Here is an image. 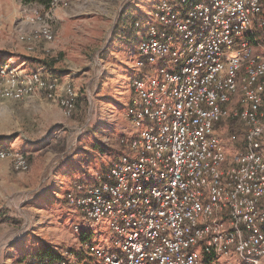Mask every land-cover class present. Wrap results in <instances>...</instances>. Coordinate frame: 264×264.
<instances>
[{
  "label": "built area",
  "instance_id": "obj_1",
  "mask_svg": "<svg viewBox=\"0 0 264 264\" xmlns=\"http://www.w3.org/2000/svg\"><path fill=\"white\" fill-rule=\"evenodd\" d=\"M20 10L19 40L55 39L52 12ZM126 117L136 133L98 182L67 202L89 227L110 220L97 264H264V0H161L143 21ZM45 96L70 115L77 93L47 68L0 59V97ZM239 124L244 137L227 130ZM237 142L227 149L225 135ZM241 141V143H240ZM10 155L0 149V161ZM17 170L26 155L13 153ZM76 229H78L76 227ZM49 264H69L64 256Z\"/></svg>",
  "mask_w": 264,
  "mask_h": 264
},
{
  "label": "rangeland",
  "instance_id": "obj_2",
  "mask_svg": "<svg viewBox=\"0 0 264 264\" xmlns=\"http://www.w3.org/2000/svg\"><path fill=\"white\" fill-rule=\"evenodd\" d=\"M147 1L76 0L68 8L59 7V16L54 22L52 18L55 39L35 42L29 49L18 37L20 26L30 29L22 24L20 10L25 5L41 8V3L0 0V30L10 27L11 32L7 41H0L5 48L0 58L28 70L47 68L77 93L70 115L42 92L24 100L0 97V149L10 153L0 161V264H34V253L45 248L61 250L70 258L71 248L83 247L92 255L84 241L98 248L112 246L110 220L87 229L81 216L68 211L66 191L74 187V179L100 164L104 154L98 140L116 145L113 124L125 118L133 94L131 79L138 73L144 33L136 22L146 19L140 14ZM152 4L151 13L156 3ZM257 33L264 38V30ZM25 56L48 64L27 62ZM234 127L242 139V127ZM227 134L232 153L239 147ZM15 152L26 155L28 169H16ZM234 257L239 260L231 256L219 262L231 264Z\"/></svg>",
  "mask_w": 264,
  "mask_h": 264
},
{
  "label": "crops",
  "instance_id": "obj_3",
  "mask_svg": "<svg viewBox=\"0 0 264 264\" xmlns=\"http://www.w3.org/2000/svg\"><path fill=\"white\" fill-rule=\"evenodd\" d=\"M68 1H69V6H70V4H72V2H74L76 0H68ZM160 1L161 0H149V1H147L146 2L145 9H142L141 10V14L140 15L143 16V18L144 17L146 18L147 16L151 15L152 14L151 13L152 11H149L150 5L152 3H156L155 4V7H154V8H156V6L158 5V3ZM41 5H42L41 8L47 7L46 5H44L42 3H41ZM68 7H63V8H68ZM59 10H61V9L56 8V9L53 10V12H52L53 22H54V17H58L59 16V13H60ZM105 16H108V15H105ZM15 33H16V30H15ZM10 36H11L10 27L7 28V29L4 28L3 30H0V41H4V40L7 41V39H9ZM4 49H5L4 46L0 42V51H3ZM27 65L29 66L30 64L27 63ZM130 99H131V97H129V101H130ZM128 103H127V106H128ZM119 118L122 119L120 115H119ZM124 122H125V124H124ZM113 125H115V128L117 127V135H116L117 136L116 137L117 142H116V145H114V146H106V144H104L103 142H101L100 140H98L99 147L101 148V150H103V154H104V156H100L101 157L100 164L94 166V170L93 171L88 170L87 171V174L85 173L84 176H81V177H79L77 179H74L73 182L71 183V187L75 186L76 184H83V185L89 186V185H92V184L98 182L99 176H101L102 174H105L109 170V168H110L113 160L122 151V147L119 144V138L121 136H124V135H132V134L136 133V128H134L130 124V122L127 120L126 113H125V118L122 119V121L120 122V125H117V124H113ZM109 128H110V126H109ZM103 157L107 158L108 160H104ZM68 207H69V210L68 211L73 216L80 217L79 213H77L74 209H72L69 206V204H68ZM93 227H95V226H93ZM93 227L87 226V229L90 230ZM86 230H85V233H86ZM89 230H87V231H89ZM83 243L85 244V246H88L89 244H91L90 242H85V241ZM54 250L57 253H59L61 255V257H64L65 252H61V250H56V249H54ZM70 253L72 254V257L73 258L72 257L69 258V264H97L96 258L93 255L86 254L85 253V250L83 249V247L81 249H78V247L77 248L76 247L75 248L73 247V248H71ZM229 263H231V264L232 263L233 264H240L239 263V260L236 259L235 257H234L233 260L231 259V261ZM217 264H221V263L218 262Z\"/></svg>",
  "mask_w": 264,
  "mask_h": 264
},
{
  "label": "trees",
  "instance_id": "obj_4",
  "mask_svg": "<svg viewBox=\"0 0 264 264\" xmlns=\"http://www.w3.org/2000/svg\"><path fill=\"white\" fill-rule=\"evenodd\" d=\"M27 2H33V1H39L40 3L44 4V5H48L49 0H26ZM27 57L25 60L31 63H43V64H48V62H46L45 60H41L38 57H33V56H25ZM3 59V58H0ZM231 132H237V129L234 126H231L230 128ZM241 143V141H240ZM69 190L66 191V193H68ZM67 197V195H66ZM67 200V198H66ZM34 264H49L57 259H59L61 257V255L59 253H57L55 250L52 249H40L38 250L35 254H34ZM62 258V257H61Z\"/></svg>",
  "mask_w": 264,
  "mask_h": 264
}]
</instances>
